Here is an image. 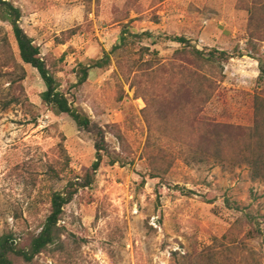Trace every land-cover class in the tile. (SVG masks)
<instances>
[{"label":"rangeland","instance_id":"1","mask_svg":"<svg viewBox=\"0 0 264 264\" xmlns=\"http://www.w3.org/2000/svg\"><path fill=\"white\" fill-rule=\"evenodd\" d=\"M8 1L91 124L79 128L43 103V80L0 20V236L27 247L53 194L69 190L60 244L30 264H264V181L231 150L202 162L188 148L205 121L254 122V95L264 94L248 53L251 39L264 52V26L250 22L256 0ZM166 36L233 59L203 67ZM107 54L108 66L79 85L81 67ZM183 94H193L190 106ZM203 94H214L206 105ZM99 148L101 167L82 188Z\"/></svg>","mask_w":264,"mask_h":264},{"label":"trees","instance_id":"2","mask_svg":"<svg viewBox=\"0 0 264 264\" xmlns=\"http://www.w3.org/2000/svg\"><path fill=\"white\" fill-rule=\"evenodd\" d=\"M250 22L253 26H264V0H256L252 7L249 8ZM23 17L22 9L17 7L13 2L8 0H0V20L10 25L12 34L15 39L19 59L25 65L35 69L43 80L46 90L42 93V101L48 108L57 115L69 116L79 128H89L91 120L87 115L73 107L66 96L60 91V85L55 76L47 67L46 62L41 57V51L34 44L33 39L23 30L20 25ZM149 38L153 36L146 33ZM140 37V36H138ZM264 40V37H261ZM123 41L126 39L122 37ZM181 46L180 53L187 54L203 67H215L233 59V56L226 51L199 50L192 46V42L183 36H166L164 38ZM158 43V40H156ZM115 47L113 51L117 50ZM249 55L254 57L259 65L258 82L264 83V52L258 46L254 39L250 40ZM246 54H241V56ZM248 55V54H247ZM109 55L104 58L93 61L89 66H82L79 77V85L87 81L89 71L92 68L104 69L108 66ZM202 67V66H201ZM20 78V80H23ZM209 82V78L205 77L204 81ZM214 88L209 86V89ZM186 97L185 104L190 106L193 94H183ZM205 100L203 105L208 104L214 94H203ZM176 94L174 95V97ZM177 100V98H176ZM175 100V102H176ZM254 104V122L250 127L235 126L230 124H222L217 122H204L203 132L198 138V142H190L188 148L191 152L199 154L204 161H221L223 162L225 154L232 151L233 162L245 164L250 168V175L254 181H264V94H255ZM8 103L6 107H8ZM199 120L196 118L191 123L194 126ZM102 149L99 148L97 159L93 163L90 172L85 177L81 187L91 186L97 172L103 162ZM206 161V162H207ZM114 164L115 161H112ZM153 178H159V174L151 175ZM74 193L66 190L54 193L51 201V211L46 217L42 229L36 236L32 237L27 247H22L17 242V238L12 234H4L0 236V264H16V260H23L25 263H32L36 257L44 252L49 251L52 247L58 246L61 242L63 230L60 226L64 215L65 206L73 200Z\"/></svg>","mask_w":264,"mask_h":264}]
</instances>
